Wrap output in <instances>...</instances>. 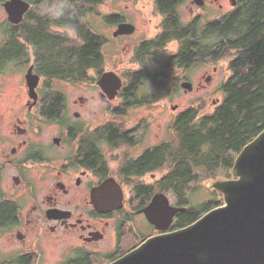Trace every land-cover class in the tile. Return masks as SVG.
Here are the masks:
<instances>
[{
	"label": "flooded vegetation",
	"instance_id": "flooded-vegetation-1",
	"mask_svg": "<svg viewBox=\"0 0 264 264\" xmlns=\"http://www.w3.org/2000/svg\"><path fill=\"white\" fill-rule=\"evenodd\" d=\"M11 1L0 0V264H113L147 240L179 231L175 226L180 214L162 232L144 212L156 194L164 193L155 192L162 177L149 173L135 184L138 178L118 175L145 153L171 143L152 133L153 117L140 115L164 101L142 103L145 93L163 90L158 86L164 82L173 89L172 65L164 64L178 54L172 51L173 30L161 21L143 28L134 25V34L114 37L120 25H103L112 38L98 32L104 44L97 46V67L87 71L90 82L80 85L61 79L60 63H48L62 53L74 56L78 45L85 46L86 40L78 37L75 6L70 0H22L29 9L23 21L14 24L5 8ZM146 2L162 20V13L215 14L236 8L221 0H204L203 6L194 0ZM55 5L66 7L56 12ZM135 59L159 61L156 70L166 71L169 79L161 76L130 86L132 75L159 74ZM110 60L116 70L107 69ZM125 62L132 69L124 67ZM108 71L123 80L115 99L98 85ZM206 81L198 91L207 90L213 79ZM195 90L194 85L192 91L184 89ZM149 175L153 182H144ZM110 179L119 187L101 190ZM140 185L151 189L149 196L138 193ZM96 194L116 202L100 209Z\"/></svg>",
	"mask_w": 264,
	"mask_h": 264
},
{
	"label": "trees",
	"instance_id": "trees-1",
	"mask_svg": "<svg viewBox=\"0 0 264 264\" xmlns=\"http://www.w3.org/2000/svg\"><path fill=\"white\" fill-rule=\"evenodd\" d=\"M38 3L42 0H29ZM77 12V33L86 40L85 46L78 45L75 55L51 58L52 67L60 63L61 79L83 83L90 81L87 71L97 67L98 44L103 46L102 37L92 25L94 21L82 22L85 12H93L96 19L97 8L103 0H70ZM162 25L173 30V40L178 43V54L164 64L172 65L173 89L168 83L163 90L147 92L142 103L159 102L169 98L178 89L177 71L188 69L195 62H217L229 59L230 76L222 84V101L210 114H202L194 106L182 110L174 119L171 130L173 142L157 148L155 153H145L137 161L128 165L118 175L125 178H142L149 173L162 177L159 191L173 196L179 208L186 212L180 214L175 228L184 229L207 213L224 205L223 196L207 188V183L219 179L232 178L237 157L243 149L264 131V0H238L233 11L208 19L206 14L184 23L180 14L162 13ZM106 25H120L126 21L122 13L100 15ZM102 56L100 54L99 65ZM48 61V60H47ZM135 61L148 71H157L160 62ZM161 76L169 79L164 71L149 76L132 75L128 84L139 87L148 80H157ZM175 94V93H174ZM173 94V95H174ZM206 182L210 198L195 202L199 192L197 185ZM141 196H149L151 189L136 186Z\"/></svg>",
	"mask_w": 264,
	"mask_h": 264
},
{
	"label": "water",
	"instance_id": "water-1",
	"mask_svg": "<svg viewBox=\"0 0 264 264\" xmlns=\"http://www.w3.org/2000/svg\"><path fill=\"white\" fill-rule=\"evenodd\" d=\"M194 1L203 6L204 0ZM231 2L234 7L238 5L237 0ZM5 8L9 20L20 24L29 5L12 0ZM135 31L133 24L121 23L114 37L132 35ZM98 85L110 99H115L123 80L115 72H106ZM182 87L192 91L193 84L185 82ZM178 108L175 106L173 110ZM117 185L110 179L101 190L111 192ZM207 188L223 196L222 207L184 229L147 240L113 264H264V131L237 157L232 178L209 182ZM94 200L100 209L116 202L97 194ZM144 212L157 230L163 232L186 209L172 206L166 194L158 193Z\"/></svg>",
	"mask_w": 264,
	"mask_h": 264
},
{
	"label": "rangeland",
	"instance_id": "rangeland-1",
	"mask_svg": "<svg viewBox=\"0 0 264 264\" xmlns=\"http://www.w3.org/2000/svg\"><path fill=\"white\" fill-rule=\"evenodd\" d=\"M222 4L230 7L231 0H221ZM238 1V0H237ZM188 5L191 6V1L188 2ZM65 6H54V10L56 12L64 9ZM230 9V8H229ZM99 15L95 19L93 12L88 13L84 16L87 21H94L96 25H92V27L98 32L106 37L112 38V31L108 32L106 29H103L102 26L106 25L104 21H102L100 15H110L114 12L122 13L129 23L133 25H137L140 28H143L144 25H160L162 18L158 16L156 13L152 12L151 4L146 2V0H142L141 3H135L134 0H103L102 5L97 8ZM226 12H219L215 14L210 13H194L191 14L188 11H185L180 14L181 19L184 23H188L193 18L206 14L208 19H215ZM0 15L3 17L2 13ZM172 51L175 53L178 50V43L174 42L172 45ZM170 46V47H171ZM110 55L109 59L112 58ZM229 59L225 58L223 60H219L217 62H197L195 65L190 67L189 69H180L177 71L178 81V89L176 92H172L167 100H164L161 104L155 107H149L145 109L141 113V117H153L155 119L153 126L155 127V131L152 133L157 134V136H163L164 139L173 142L174 136L171 130V125L174 122L175 117L184 109L194 106L199 108L202 114H210L214 111V109L221 103L223 97L221 94L222 84L228 79L230 76L229 71ZM132 63V61H131ZM112 61L110 60L107 65L108 70H116V67L112 65ZM124 67L127 69H132V64L125 62ZM138 69V68H136ZM216 70V72L214 71ZM107 71V70H106ZM109 72V71H108ZM206 79H210L212 81L210 86H207V90L198 91L197 88L199 85H205ZM90 82V81H89ZM189 82L194 85L196 88L195 91L190 93H185L184 89L181 88V83ZM182 83V84H183ZM85 84V83H78ZM62 86L68 85L67 83H61ZM90 85H95L91 84ZM173 87V84H172ZM81 92V91H79ZM85 92H88L86 90ZM175 93V94H174ZM174 94V95H173ZM164 106V107H161ZM178 106L179 109L177 111H171V108ZM151 115V116H150ZM161 176L159 175L157 179ZM226 180V179H219ZM142 179L136 180L135 184L141 183ZM146 183H152L151 176L145 178ZM213 182V181H210ZM206 182H203L197 185L199 188V192L195 195L194 201L200 202L210 198L209 193L207 191ZM159 188H155V192H160ZM129 190V189H128ZM171 199L172 203L176 206L177 203L173 196L169 193H166Z\"/></svg>",
	"mask_w": 264,
	"mask_h": 264
}]
</instances>
